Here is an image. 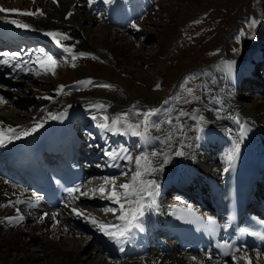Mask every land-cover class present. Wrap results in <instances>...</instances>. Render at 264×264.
I'll return each instance as SVG.
<instances>
[{
    "label": "bare ground",
    "instance_id": "obj_1",
    "mask_svg": "<svg viewBox=\"0 0 264 264\" xmlns=\"http://www.w3.org/2000/svg\"><path fill=\"white\" fill-rule=\"evenodd\" d=\"M187 1L189 5L184 10H181V12L171 10V15L165 11H168L170 5L174 4L172 0L156 2L160 7L158 12L160 15L155 14L156 18L167 19L166 15H169V19L172 18L175 21L173 26H165L157 32L152 30V26L159 24L152 21L150 11L147 9L152 4L151 0H111V2L86 0L87 7L85 6V8L93 15L87 14L81 9L80 0H15L12 3L13 6L0 3V8L3 9H17L36 13L35 15H19L10 11L0 12V60L9 61L8 64L0 63V97L6 101L0 103V133H4V142L0 143V246L5 248L4 251L10 249L19 251L18 257L13 262L11 261V264H30L41 259L38 254L26 252L24 246L28 241L32 242L36 238L38 239L37 236L41 237L39 241L42 242V255L50 254L57 264H79L81 244L74 246L75 250H70L57 247L54 243L57 238H69L75 233L70 225V215L74 218L80 217L84 227L89 228L93 238L97 241L94 242V246H87L89 250L86 254L91 256L93 251L99 252L100 249H104L103 251L110 256L117 257L116 262L111 264H143V262L145 264H245V260L241 259L245 256L248 264H264V255L247 251H238L232 257L225 259L218 258L213 252L203 250H201L203 253H199L201 255L191 254L188 252L189 250H184L181 247L179 241L167 238L164 226L165 221L168 219V212L174 205L191 206L196 208L199 213L207 214L205 196L203 197L201 194L199 198L184 196L179 184L181 185L186 179L195 177L193 185L201 188L199 178L205 176L206 173L211 176L220 174V169L215 166L214 161L218 159L220 165L224 164L234 146L239 142V133H242L246 137L248 145L250 144L251 162L255 164L260 158H263L261 160L264 161V151L262 149L264 148V96L260 100L245 103L243 101L244 96L240 94L238 89L234 88L233 94L237 101L242 104L245 117H242V120L235 126L233 123L224 127L218 124L215 125L214 121L206 120L199 113L198 110L203 109V103L200 101L202 103V107H200L199 83L195 76L189 77V82L182 87L171 88L170 93L166 96L164 94L172 84H168L166 79L160 84L162 86L160 90L151 91L149 89V91L147 89L146 92L149 94L147 95L143 93L145 90L130 85L113 72L109 77V81L105 80L100 83L91 81V83H87L89 80L81 79L79 73L75 75L69 70H63L57 77L52 78L59 81L58 85L67 82L68 85L64 90L60 86L59 88L51 86L50 81L44 80V77L51 74V72H46L41 67V63L46 59L45 50L42 47L47 45V49L65 54L85 49L93 50L109 60L111 66L114 67V72L115 69L119 68L127 75H134L137 79L143 81V84L147 85L148 88L149 84L146 81L151 80L152 76L142 78L143 67H150L155 71V77L158 79H160L161 70H163V74L166 73L168 69L166 66L161 70L156 68V65H159L157 57H164L165 53L173 46L172 44L178 33L177 28L184 21L190 20L188 17L190 14L186 11L196 7L200 2V0ZM260 2L262 3V12H264V0ZM99 6L107 8V15L105 14L104 18L99 17L100 15L96 13ZM163 12L165 14L161 15ZM262 16L264 17V14ZM99 19V23L93 25ZM11 20L28 24L29 28H18L10 22ZM125 23H128L126 25L129 27V23L134 25V32L137 35L144 32V34L147 33V38L155 39L157 51L155 53L144 52L140 46V41H143L141 38L140 40H131L126 34L109 28L111 24L118 27ZM260 24L257 28H254L255 26L250 27L252 30L245 34V40L242 43L237 41L231 44L234 47L232 50L233 56L231 57L237 61H224L221 64L227 74H233L234 80L232 81H234V84L249 74L250 68L256 65L257 61L252 64L251 58L257 60L264 57V36H262L264 22ZM47 32H59L69 38L61 40L62 46H57L51 37L45 35ZM17 43H20V49L10 50L11 44ZM134 43H137V47ZM64 48H69L71 51L66 52ZM210 50L213 51V55L216 47L214 46ZM4 53H8L9 56H4ZM13 53L17 54V58H10ZM261 68L264 72V66ZM177 70L178 68L174 67L171 72L169 71L170 73L168 72L169 74L166 73L167 79L174 80ZM98 71L106 76L109 74V70L106 71L103 68ZM257 76L255 74L250 78L248 77L245 84L248 88L259 89V91L264 92V84L259 81L260 79ZM2 84L8 85L5 88H11V90H6ZM104 85H110L111 87H104ZM11 91H17L20 94L25 93L27 96L36 93L38 98L36 111L29 113L30 110L14 109L12 104L20 103V98L13 99L15 96L11 94ZM99 97L110 100L115 107L125 110L128 109L131 103H139L140 97L148 103L151 102L146 100L148 98L150 100L158 99V101L150 107L151 110L149 109V112L153 114L148 117L147 125L141 123L138 126L139 121L128 115L129 111L127 115L125 114L126 111L123 114H117L124 124L123 129L115 128L111 124H107L108 128H102L96 125L98 121H91L93 123H90L88 128L99 136L98 140L100 141V147L94 148L93 152L97 155H105L107 158L105 175L108 176V186H105L102 181H97L96 187L89 183L85 184L77 195L68 197L57 208H49L39 195L26 187L24 181L17 180L14 174L7 175L6 171L9 169L11 172V169H13L12 161H18L24 156L28 140L51 120L49 113L53 115L65 113V116H68L65 123L68 125L70 132L78 139L79 135L75 134L73 127L78 128L77 121L86 112L96 111L100 108L96 107L97 105L104 106V102L96 101ZM181 112L186 113V115H180ZM104 116L100 115L99 117L104 119ZM36 124L42 126L27 136L22 135L24 131L32 129ZM130 124L138 126L135 127V131L141 135H133V130L128 127ZM99 125L101 124L99 123ZM255 125L263 132L261 140L254 135ZM8 129L14 131H8ZM228 132L234 133L235 140ZM16 135H20V138L16 139ZM216 135H222L223 138ZM107 137H112L119 143L116 141V146L113 147ZM228 137L230 138L229 141L227 140ZM86 140L87 143L90 142L89 138ZM84 141V138H82L80 144H83ZM132 141L137 142L138 149L137 147L132 149L134 146L131 144ZM129 144H131L130 148ZM212 148H216L215 153H212ZM88 150L91 154L89 146L87 147ZM131 151L134 152L131 154ZM151 151L156 153L152 159L147 156V153ZM177 152L183 154L177 155ZM106 153H113L115 158L106 155ZM97 155H89L90 161L88 162L92 163L91 159L98 157ZM183 156L189 157V160L193 163L192 165L199 169L195 176L183 168ZM137 157L140 158L139 167L136 164ZM165 158H167V163H164ZM122 169H128L131 174L129 179L120 176L119 173L123 172L115 173V171ZM97 170L94 169V172H91L93 168L90 164L88 169L84 171L87 178H92ZM136 171H140L141 176L133 181L132 177ZM258 172H260V169ZM256 177L258 178V175ZM258 180L263 182L262 177ZM141 181L145 183L152 181L153 185L146 187L144 191H140L139 196L133 194L125 199L121 195V203L124 204L125 210L137 207L134 201L141 197L142 203L145 205L144 215L134 222L139 223L141 227H131L125 237L121 238L122 243L110 239L96 225L91 223L90 219H85V216L95 217L98 222H103L106 225H120L123 227L125 222L118 219L121 215L120 204L108 198L107 193L112 190L113 182L116 190L121 194H123L124 189L118 186L125 183L133 185L139 191L142 187ZM179 181L181 183H178ZM101 185L105 187V195L96 192L99 193V204L103 206L101 208L102 214L91 215L89 211L91 208L87 204L93 199L91 200L87 195H81V192L89 193L90 189H98ZM167 185H170L173 192L169 193L170 191L165 190ZM129 191H132V189L130 188ZM33 193L36 196H33ZM127 201H133V203L129 204ZM73 208L83 212L84 215L77 216L72 211ZM106 209H112L113 211H105ZM53 214H55V219L52 218ZM17 217H23V219L17 222ZM134 228L138 229L136 235L133 231ZM110 230L115 231L116 229ZM140 230L142 232H139ZM157 236L161 237L160 239L166 243L163 245L157 243ZM141 242L147 243L148 249L139 246L138 244ZM120 257H125L129 260V263L121 260ZM94 263L97 264L96 261ZM3 264L8 263L3 261Z\"/></svg>",
    "mask_w": 264,
    "mask_h": 264
},
{
    "label": "rangeland",
    "instance_id": "obj_2",
    "mask_svg": "<svg viewBox=\"0 0 264 264\" xmlns=\"http://www.w3.org/2000/svg\"><path fill=\"white\" fill-rule=\"evenodd\" d=\"M14 1L15 0H8V1L1 0L0 3L6 6H13L12 3H14ZM151 1L152 4L148 6L147 9L150 11V15L152 16V21L159 24L157 26L156 25L152 26V30L157 32L158 30L159 31L162 30L165 26H173L175 24V21L172 18L169 19L168 17L169 15H166L167 19L158 18V17L156 18L155 16V14H158L160 10V7L156 2L161 0H151ZM260 1L259 0H200V2L196 7H192L191 9L186 11L190 14L188 16L190 20L184 21L177 28L178 33L176 34V40H174L172 44L173 48L171 47L165 53L164 57L162 56L157 57L159 65H156V68H158L159 70L163 69L164 66H166L168 68L166 73H168L169 71L171 72V70L174 67L178 68L177 70L178 72L174 80L167 79L166 73L163 74L162 72L163 70H161L160 73L161 76L160 79H158L155 77V71H153L150 67L144 66L143 67L144 72L142 78L145 79L152 76V79L151 80L149 79L150 81L149 80L146 81L149 84L147 88V85L143 84V81L137 79L134 75H127L119 68L115 69L114 72V67L111 66L109 60L103 58L93 50L85 49V50L77 51L75 53L65 54L63 52H59V51L56 52L55 50L52 51L47 48H44L45 52L47 53L46 57L51 56L55 60L56 64L54 68V73L51 72L49 76L44 77V80L46 79L50 81L51 86L57 88H59L60 86V88L64 90L68 85L67 82L65 84L60 83V85H58L59 81L53 79L55 78L54 76L57 77L58 74H60L63 70H69L73 72V74L75 75L79 73V77L81 79L84 78L86 80L94 81L98 83L103 82L105 80L109 81L110 79L109 77H111V74L113 72L119 78L128 82L130 85L137 86L140 87L142 90H145V92L143 93H146L147 95L149 94L146 91H148L149 89L151 91L160 90L162 87L160 84L163 83L166 79L168 84L172 83L171 84L172 87L170 86V88H168V90L164 94L166 96L168 95V93H170L171 88L173 89L174 87L175 88L182 87L185 83L189 82V77L195 76L199 83L198 84L199 102L201 101L203 103V107H202L201 106L202 103L200 102V107H202L203 109L206 108L204 110L203 109L201 110V108L198 110L201 116L204 117L206 120L212 122L214 121L213 123L215 125L218 124L220 126L227 127L228 125L230 126L234 123L233 125L235 126V124H237L240 120H242V117H245V115L243 114L242 104H240V102L237 101V99L233 94L234 90L238 89L240 91V94L244 96L243 101L245 103L252 102L255 100H260L262 96H264V92L259 91V89L248 88V86L245 84V81H242L241 84H238L236 86V84H234V81H232L234 80L233 74L230 73L227 74V72L223 69L221 64L224 61L236 62L237 60L235 61V59L231 57L233 56L232 50L234 48L232 47L231 44L237 41L238 43H242L243 40H245L244 37L245 34L252 30V28L250 27L255 26L254 28H257L261 25L260 23L264 22V17L263 16L261 17V15H263L264 12H262V8H261L262 3ZM172 2L174 4L172 6L170 5V8H168L169 12L167 10L165 11L167 14L170 13V15L172 14L171 10L181 12V10H184L186 6L189 5V2L187 0H172ZM80 3L82 4L81 9L83 11H85L87 14L93 15V13L88 12L87 11L88 9L86 10L85 8V6L87 7L86 0H80ZM96 13L97 15H100L99 17H103V16L105 17L107 15L106 14L107 8L99 6ZM164 14H165L164 12L161 13V15ZM159 15L160 13L158 14V16ZM99 21L100 19L95 21L93 25H97ZM126 24L128 23H125L124 25L122 24L118 27H114V25L111 24L109 25V28L111 30H116L118 32H122L126 34L131 38V40H138V39L140 40L141 38L143 41H140V46L144 50V52L155 53L157 51L155 39L150 38L151 39L150 41V39L147 38L146 35L147 33L144 34V32L137 35V33L134 32L135 26L129 23L130 25L129 27ZM262 31H263L262 36H264V29H262ZM214 46L216 47V51L212 55L213 51L210 49L213 48ZM135 47H137V43L135 44ZM81 53H83L84 55L83 56L80 55ZM73 56H75L76 58L73 59ZM250 61H252L253 64L256 61H258V59L255 60L251 58ZM100 68L106 69V71L109 70L108 76L103 75L100 71H98L100 70ZM237 71L239 70L237 69ZM250 72L251 73L249 74V76L255 74L262 75L263 73L262 77H259L260 79L259 81H261V83L264 84V72L261 73L260 71H256L254 68H252ZM47 84L49 85V83ZM3 86L5 88L8 85H3ZM7 89L11 90V88L10 89L7 88ZM11 94L15 96L13 97V99L20 98L19 101L20 103L12 104L14 109L16 108L19 110H25V109L28 111L30 110L31 112L29 111V113H33L36 111L38 107V105L36 106L38 102L36 93H33L31 96H27L25 95V93L20 94L17 91H11ZM139 99H140L139 103L136 102H134L133 104L131 103L130 106H128V109L126 110L115 107L110 100H106L105 98L99 97L97 98V100L95 99L96 101L104 102V106L98 108L94 112L93 111H90L88 113L86 112L83 116L79 118V121H77L78 133L82 137L89 138L90 140V142L86 143L85 147H83V152L81 151L83 153L82 155L86 156L85 148H87L88 146L91 148L92 152L94 148L97 149L98 147H100V141L98 140L99 136L96 135L94 131L92 130L90 131V129L88 128L90 123L91 124L93 123L91 121L94 122L98 121V124H96L97 126H100L99 123L111 124L115 128L123 129L124 124L118 118L117 114H123L126 111L125 114L127 115V112L129 111L128 115L132 116L133 119L139 121L138 126L141 123L144 124L143 122L144 113L147 112L145 105L148 104V102H145V100H143L141 97ZM146 100L151 101V103L158 101V99L150 100L149 98ZM141 102L143 103L140 104ZM132 111L135 112L133 113ZM100 115H105L103 117L104 119H101L99 117ZM93 117H95V119ZM114 120L117 121V123L114 124L113 123ZM232 128L234 127L232 126ZM254 128H255V130L253 129L254 135H256L258 139L261 140L263 138V132L260 131L257 125H255ZM228 134L231 137H233V139L235 138L234 133L231 134L228 132ZM216 136L222 137V135L220 136L216 135ZM107 139L110 145L113 147L116 146L117 142L119 143V141L115 140L112 137H107ZM227 140L229 141L230 138L228 137ZM131 144L135 146V147L133 146L132 149L133 148L135 149L136 147L138 149L137 142L132 141ZM131 144H129V148ZM215 150L216 148L215 149L212 148L211 149L212 153H215ZM132 152L134 151H131V154ZM152 153H153L152 151L147 153V156H149V158L151 159L153 157ZM92 155L96 156L97 154L92 153ZM97 156L98 157H94L95 159H92L93 164L91 168H93L92 172H94V169L96 170L100 169V170L95 171V175L93 174L92 178H89V181L87 183H91L92 186H95L97 181H102L105 186H108V183L107 184L105 183L106 180L108 181V176L105 175V170L107 167L105 163L107 158H105L104 155L101 154ZM182 159H183L182 161L183 168L187 172L189 173L191 172V175L195 176L199 172L198 171L199 169L192 165L193 163H191L189 157L183 156ZM214 164L216 167L219 168L220 162L218 159H215ZM119 172H123V173H119ZM117 173L121 174L120 176H124L127 179L131 177V174L128 171V169H122L120 171H117L116 174ZM191 180L192 178L184 182V185H182V187L188 188L189 190H194ZM169 188L170 187H166L167 190ZM87 197H89L91 200L93 199L92 201L89 202V204H87V206L91 208V210H89L91 212V215L102 214L101 208L103 206L99 204V200H98L99 193H97L96 191H90L87 194ZM69 218H70L69 220L71 221L70 225L74 229L75 233H73V235L70 236L69 238H65V239L57 238L56 241L54 242L57 247L75 250L76 248L74 246L81 244L82 249H80L81 252H80L79 264H95L94 261H96L97 264H111L113 262H116V258L110 256L107 252L103 251L104 249L103 250L100 249L99 252L93 251L91 256L86 254L87 250H89L87 246L88 245L94 246V242L97 241L93 238V235L91 234L89 228L84 227L83 225L84 223L82 222V220H80V217L74 218L73 216L70 215ZM37 237H38V239L36 238L37 240L35 239L32 242L28 241V243L24 245L26 252L35 253L40 255L41 257L39 261H35L30 264H55L56 261H54L55 260L54 257H52L50 254H47L46 256L42 255L43 254V252H41L42 242L39 241L41 237L40 236ZM4 250L5 248L3 246H0V264H3V261H6L8 264H11L15 260V258L18 257L19 251L13 249L6 251ZM122 260H124V258ZM124 261L125 262L127 261V263H129V260L126 258ZM143 264L145 263L143 262Z\"/></svg>",
    "mask_w": 264,
    "mask_h": 264
},
{
    "label": "snow or ice",
    "instance_id": "obj_3",
    "mask_svg": "<svg viewBox=\"0 0 264 264\" xmlns=\"http://www.w3.org/2000/svg\"><path fill=\"white\" fill-rule=\"evenodd\" d=\"M106 2H111V0H106ZM16 12L18 13L19 15H35L36 13H33L31 11H21V10H17V9H3V8H0V12ZM11 23L15 24L16 27L18 28H22V29H28L29 28V25L28 24H24V23H20L16 20H11L10 21ZM45 35L51 37L54 42L57 44V46H62L60 41L63 40V39H68L69 37H67L66 35L64 34H61L59 32H47L45 33ZM57 37H59V39H57ZM64 51L66 52H69L71 51V49L69 48H64ZM4 56H9L8 53H4L3 54ZM80 55H84L83 53H81ZM12 59H15L17 58V54L16 53H13L11 54V57ZM76 57L73 56V59H75ZM0 63L2 64H8L9 61L8 60H0ZM55 60L51 57V56H48L46 57V59L41 63V67L44 68V70L46 72H52L54 73V68H55ZM74 66V65H73ZM81 83H85V82H81ZM87 83H91V81H87ZM104 87H111L110 85H104ZM62 90V89H61ZM45 99H47V97H45ZM6 101L3 100L2 97H0V103H5ZM96 107H101L100 105H97ZM153 113L152 112H145L144 113V123L145 125H147L148 123V117L150 115H152ZM180 115H186V113L184 112H181ZM49 116L50 118L52 119H57V118H63V114L61 113L59 117H57L56 115H53L51 113H49ZM95 119V117H93ZM113 123H117V121H113ZM42 125L41 124H36L32 129L30 130H26L22 133L23 136H27L29 135L30 133L32 132H35L39 127H41ZM100 127L102 128H108V125L107 124H101ZM129 129H132V134L133 135H141L140 133L136 132L135 131V127H138V126H133V125H128ZM8 131H14L13 129H8ZM3 136H4V133H0V143H3ZM16 139H19L20 138V135H16L15 136ZM236 150L238 151L239 150V145L237 144L236 145ZM177 155H182L183 153L181 152H177L176 153ZM106 155H109V156H113L114 157V154L113 153H106ZM153 155H156V153H153ZM131 159V158H130ZM146 159V158H145ZM227 159L229 161H231L233 159V156L232 155H229L227 157ZM164 163H167V158H165L164 160ZM136 164L137 166L139 167L140 165V158L137 157L136 158ZM227 170V169H226ZM141 176V172L140 171H136L135 174L133 175L132 179L133 181H136L139 177ZM7 183V181H6ZM105 183L107 184L108 181L106 180ZM141 184H142V187L139 189V191H137L133 185H130V184H120L118 187L121 188V189H124V192L123 194L119 193L117 190H116V186L113 182V188L111 191H109L107 193V196L108 198L112 199L115 203L117 204H120V208H121V215L118 217V219H120L121 221H124L125 222V225L122 227L120 225H106L105 223L103 222H98L95 217H89V216H85V219H90V222L93 223L94 225H96L100 231H102L106 236H108L110 239H114L117 241V243H122V237H125L126 233L129 232V229L131 227H141V225L139 223H134L135 221H138V218L139 217H142L144 215V207L145 205L142 203V197L141 198H138L134 201V203L137 205V207L135 208H129L128 210H125L124 208V204L121 203V195H123V197L126 199L128 196L130 195H137L139 196V192L140 191H144L146 187H151L153 185V182L152 181H148V182H143L141 181ZM132 189V191H129V189ZM69 193H72V192H80V189L79 188H75V189H68ZM89 191H98L101 195H105V187L103 185H101L98 189H95V190H89ZM88 193L87 192H81V195H87ZM33 196H36L35 193H33ZM129 204L133 203V201H127ZM67 206V205H66ZM72 211L77 215V216H83L84 213L81 212V211H78L77 209L73 208ZM105 211H113L112 209H106ZM53 219H55V214H53ZM23 217H17L16 220L17 222H19L20 220H22ZM41 219H43V217H41ZM110 229H116L115 231H111ZM261 239H264V237H261ZM195 259V258H193ZM241 259H244L245 260V264H248L247 262V257H241Z\"/></svg>",
    "mask_w": 264,
    "mask_h": 264
}]
</instances>
